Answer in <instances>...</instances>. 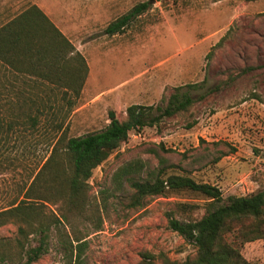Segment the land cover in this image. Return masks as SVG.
Returning a JSON list of instances; mask_svg holds the SVG:
<instances>
[{
  "label": "rangeland",
  "instance_id": "obj_1",
  "mask_svg": "<svg viewBox=\"0 0 264 264\" xmlns=\"http://www.w3.org/2000/svg\"><path fill=\"white\" fill-rule=\"evenodd\" d=\"M31 1L82 55L87 71L75 97L66 86L44 80L28 86L22 85L27 78L8 76L14 85L0 87V116L16 122L0 133V209L22 198L48 154L56 122L67 135H81L102 128L108 111L122 119L130 103L163 105L175 86L199 85L182 87L192 98L187 110L130 131L92 169L84 210L51 224L46 251L30 264H61L57 230L84 240L77 264H133L141 250L178 262L190 256L193 246L166 226L164 212L186 203L199 216L205 197L178 189L132 204L128 181L116 182L112 174L137 161L133 179L163 167L217 186L223 198L264 189V0H0V24ZM141 1L149 2L146 11L121 32L103 33L109 20ZM35 108L40 114L34 127L17 125ZM31 201L50 223L58 214L57 204ZM16 226H0V241L12 250ZM33 237L27 236L32 245ZM240 253L261 264L264 238L245 242Z\"/></svg>",
  "mask_w": 264,
  "mask_h": 264
},
{
  "label": "trees",
  "instance_id": "obj_2",
  "mask_svg": "<svg viewBox=\"0 0 264 264\" xmlns=\"http://www.w3.org/2000/svg\"><path fill=\"white\" fill-rule=\"evenodd\" d=\"M149 6L148 1L132 4L109 20L103 33L121 32ZM65 55L66 62L63 63ZM43 57L49 59L51 68L41 77L52 84L66 86L73 97L77 96L87 71L82 55L36 5L30 4L0 25V61L12 66L14 59L39 60ZM198 85L175 86L163 105L130 103L125 107L122 119L108 111V121L102 128L81 135H67L60 122L53 124L55 133L50 139L48 154L24 189L22 198L0 209V226L7 222L17 223L16 249L12 250L9 244L0 241V264H30L37 260L46 251L50 225L57 227L66 219V213L84 210L92 169L124 142L130 131L138 132L144 126L156 124L162 117L187 110L192 98L182 87L196 89ZM37 113L40 114V110L35 108L32 115L22 114L26 118L17 125L34 127ZM14 123L15 120L3 121L0 116V133ZM140 167V162L128 161L112 174L116 182L122 178L128 181L133 189L132 204H138L144 196L163 195L178 189L197 192L206 200L199 216L193 215L195 205L186 203H176L173 209L164 212L166 226L193 246L194 252L190 256L178 262L161 252L152 254L141 250L133 264H251L242 256L240 248L245 242L264 238V189L223 198L217 186L194 181L187 175L166 173L163 167L147 172L144 179L131 178L130 174ZM31 200L57 204L58 214L53 215L51 223ZM28 235H34L36 244L28 241ZM56 240L62 250L61 264H77L85 244L82 237H69L57 230Z\"/></svg>",
  "mask_w": 264,
  "mask_h": 264
},
{
  "label": "crops",
  "instance_id": "obj_3",
  "mask_svg": "<svg viewBox=\"0 0 264 264\" xmlns=\"http://www.w3.org/2000/svg\"><path fill=\"white\" fill-rule=\"evenodd\" d=\"M16 2L19 3V2H21V0H16ZM30 4L36 5L44 13V15H46V13L41 9V7L39 6V4L31 1V2H28V4H26L22 9L18 10L11 17H9L8 19H6L4 22H6L9 19H11L13 16H15L16 14H18L19 12H21L23 9H25ZM11 6L12 7L15 6V1L12 2ZM46 17L48 18L47 15H46ZM4 22H2L1 24H3ZM45 63H48V64H45ZM0 67L3 69L2 72L0 73V77H1V79H0L1 80L0 81L1 82L0 83V87L1 86L2 87H5V89H7V86L8 85H10V86H13L14 85L13 84L14 82L11 79H9L8 76H10L11 78H22V79L23 78H27V79H23V80H27V81L30 80V79H32L31 83H28L27 81H23V84L22 85H28V86L29 85H33V84L35 85V84L40 83V81H42V80H44L42 82L45 83L46 80L43 77H41V76L43 75V73L48 72L49 69L51 68L49 66V59L47 60L44 57L41 58V59H39V60H35L33 58L32 59H28V60L23 59V58L14 59L12 66H9V65H7V64H5V63H3V62L0 61ZM4 81H5V83H3ZM11 83H12V85H11Z\"/></svg>",
  "mask_w": 264,
  "mask_h": 264
}]
</instances>
